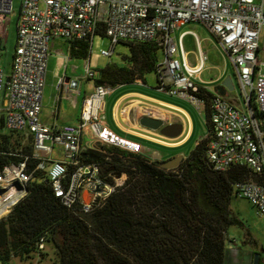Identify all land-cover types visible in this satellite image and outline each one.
<instances>
[{"label":"built area","instance_id":"1","mask_svg":"<svg viewBox=\"0 0 264 264\" xmlns=\"http://www.w3.org/2000/svg\"><path fill=\"white\" fill-rule=\"evenodd\" d=\"M15 13L14 0H0V48L7 37V24ZM191 23L207 27L230 56L241 87V106L213 95L207 138V157L213 169L223 173L232 166H245L257 180L234 186L233 196L248 200L264 216V0H22L12 70L0 66V126L31 135L36 170L46 171L57 197L71 208L77 202L90 213L124 182L110 185L96 165H81L84 135L96 144H108L139 153V144L109 128L104 105L111 88L97 85L85 100L79 123L49 125L41 120L42 97L52 42L93 39L104 32L112 47L121 42L157 43L163 55L157 75L170 84L171 95L196 107L206 101L198 97L208 91L195 82L207 56L200 50V65L191 67L176 58L182 39L175 30ZM112 51L103 50L108 57ZM85 78L96 71L86 61ZM63 80L58 83L60 90ZM254 97L260 116L254 115ZM62 159H53L55 150ZM42 155H45L44 157ZM29 157L0 170V221L29 194L32 173ZM50 168H48V165ZM73 167L72 174L69 173ZM123 175L122 177H124ZM70 182L66 184V179ZM117 180V179H116ZM41 248H43V240Z\"/></svg>","mask_w":264,"mask_h":264},{"label":"trees","instance_id":"2","mask_svg":"<svg viewBox=\"0 0 264 264\" xmlns=\"http://www.w3.org/2000/svg\"><path fill=\"white\" fill-rule=\"evenodd\" d=\"M97 34L106 37L104 32ZM121 43L129 47L130 54L123 58L127 64H108L95 79L97 85L114 88L157 74L162 54L157 43ZM69 46L72 57L90 58L91 39L71 40ZM198 97L206 101L209 129L213 95L200 90ZM251 107L260 116L253 96ZM8 132L1 135L0 170L29 157L32 179L29 194L0 221L2 264L44 255L45 244L54 249V264H225L227 231L231 226H244L230 208L234 186L257 178L245 166L215 171L207 157V137L171 170L144 154L112 145L86 149L79 157L81 165L98 166L102 179L110 185L123 175L127 180L85 213L81 202L65 206L46 171L36 170L39 161L33 158L31 135L10 145L7 138L21 133ZM73 171L71 167L69 173ZM69 182L67 178L66 184ZM258 264H264L261 258Z\"/></svg>","mask_w":264,"mask_h":264},{"label":"crops","instance_id":"3","mask_svg":"<svg viewBox=\"0 0 264 264\" xmlns=\"http://www.w3.org/2000/svg\"><path fill=\"white\" fill-rule=\"evenodd\" d=\"M188 25L190 24L175 30L172 35L176 42L182 39L185 52L182 55L181 50H179L176 58L180 61H185L191 67H198L200 65L199 54L201 50L207 56V60L201 72L195 75V82L205 87L211 94L220 95L240 107L242 104L240 101L241 87L236 68L230 56L223 50L217 38L206 27L216 39L218 45H216L215 49L220 54L221 60L225 63L223 69L219 66L213 67V70L216 71L214 80L211 82L206 80L205 73L207 72L210 58L204 50L203 41H214L211 37L200 38L195 30L186 28ZM177 32L179 33L177 34ZM187 38L194 40L196 45L195 51H188L186 49L185 41ZM69 47V42L62 39L53 41L51 45L41 113V120L49 125L61 126L63 124L79 123L84 100L94 92L97 86L96 81L92 87L87 84V81L95 80L96 74L94 79L85 78L86 61L72 57L69 54ZM231 68L233 71H230ZM229 79L231 80V84ZM60 80H63V84L59 90L58 83ZM227 81L231 89L224 86V83ZM236 83L239 84L240 88L238 96L233 93L236 91ZM170 89L171 85L167 83L162 84L156 73H153V75L146 74L144 79H136L132 83L117 85L111 88L104 105L107 126L125 139L139 144L141 148L139 153L146 155L151 161L158 163L169 161L178 156H181L182 160L186 159L188 157L186 150L196 147L208 134V126L204 116L206 107L203 105L196 107L183 98L171 95L169 93ZM187 106L194 108L199 115L204 116L205 125L207 126L206 136H200L197 133L196 124L189 114ZM143 117L161 120L164 124L159 130L147 128L141 124ZM173 125H182L181 131L170 130L166 133L162 132L166 127ZM82 145L86 149L95 147V144L88 135L83 136ZM258 216L264 220V216L259 214ZM246 230L247 234L250 235L248 229ZM242 235L243 233L239 231H234L231 228L228 229L225 264H256V257H258V264V254L261 255L262 262L264 263V244H260L253 238V242L244 241L247 243L246 245H250L248 246L249 249H241L239 244L242 241ZM262 243H264V234Z\"/></svg>","mask_w":264,"mask_h":264},{"label":"rangeland","instance_id":"4","mask_svg":"<svg viewBox=\"0 0 264 264\" xmlns=\"http://www.w3.org/2000/svg\"><path fill=\"white\" fill-rule=\"evenodd\" d=\"M21 1L22 0H14L15 13L11 16L10 23L7 24V31H6L7 37L5 38V42L3 41L2 43L3 45L0 48V66L4 69L6 73H10L12 70L13 57L15 53L16 39H17V22H18V17L20 13ZM186 28L195 30L199 34L200 38L211 37V39L214 41V42L203 41L204 50L208 54V57L210 58V61L208 62V69H207V72L205 73V78L206 80L211 82L212 80L215 79V74H216V71L213 70V67L219 66L222 69L225 67L224 61L221 60L220 54L215 49L216 45H218L217 41L214 38V36L209 32V30L201 24H190ZM178 33L179 32H177V34ZM185 43H186V49L188 51L196 50V45L192 38H187ZM103 50L112 51V53L110 56L106 57L102 54ZM129 54H130V51L127 45L119 43L116 46L112 47V43L109 38L104 37L100 34H97L93 39V44H92L91 51H90V58L84 59L82 61H87V60L91 61V67L96 71V78L98 79L100 70L105 68L108 64L110 63L118 64V65L127 64V62L124 61L123 58L124 56H128ZM161 61H163V55L160 53L159 62ZM231 70L233 71L232 68L230 69V71ZM150 74L153 75V73H150ZM235 80H236V77H235ZM87 84L91 85L92 87L95 85V80L87 81ZM214 87L216 86L214 85ZM239 91H240L239 84L236 83V91H234L233 93L238 96ZM187 108H188L189 114L194 119V122L196 124L197 133L200 136H206L207 126L205 125V119H204L205 115L204 116L199 115V113L190 106H187ZM7 132H8L7 130L0 128V141H2L1 135ZM28 136L29 135L26 133H23L21 135L13 134L7 139L11 145L12 142H14L16 139H21L22 137V139L25 140L28 138ZM102 145L110 146L108 144H102ZM117 148L124 150V151L131 152L124 148H120V147H117ZM194 149L195 147L188 148L186 150L188 156L191 154V152ZM131 153H136V152H131ZM58 154H59L58 150L56 149L54 151L53 158L60 159L62 156ZM136 154H140V153H136ZM42 156L44 157L45 155H42ZM50 165L51 164L48 165V168H50ZM126 180H127L126 176L121 177V178H115V183L117 181L118 183L122 184L123 182L125 183ZM230 208L233 214L244 223L243 227L242 226H231L230 227L234 231H239L243 233L242 241L239 244L241 249H244V250L249 249L248 246L250 245H246L247 243H245L244 241L249 242V241H252L253 238L256 239L260 244H264L262 243L263 234H264V220L262 217L258 216L255 208L251 205V203L246 199L236 198L235 196H233L231 200ZM246 229H248L250 235L247 234ZM43 254L44 255L36 256L32 260H28L24 262L17 261L15 263L13 262V264H54L55 254H54V249L52 246H47V244H45ZM257 256L261 258L260 254H258ZM0 264L2 263L0 262Z\"/></svg>","mask_w":264,"mask_h":264},{"label":"water","instance_id":"5","mask_svg":"<svg viewBox=\"0 0 264 264\" xmlns=\"http://www.w3.org/2000/svg\"><path fill=\"white\" fill-rule=\"evenodd\" d=\"M229 82L231 84V80L229 79ZM224 86L228 89H231V87L228 84V81L224 83ZM141 124L143 126H146L147 128L159 130L163 126V121L157 120L151 117H143L141 120ZM182 129V125H173V126H168L165 129L162 130L163 133L169 132L170 130H176V132H180ZM182 162V157L178 156L175 157L169 161H164V162H159V165L163 168H166L168 170L175 169L177 168ZM258 257L255 259V263L257 264Z\"/></svg>","mask_w":264,"mask_h":264}]
</instances>
